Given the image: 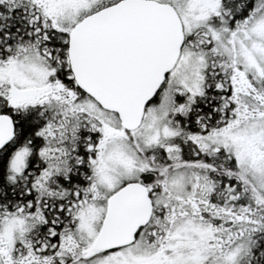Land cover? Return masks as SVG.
Wrapping results in <instances>:
<instances>
[{
	"label": "snow or ice",
	"instance_id": "snow-or-ice-1",
	"mask_svg": "<svg viewBox=\"0 0 264 264\" xmlns=\"http://www.w3.org/2000/svg\"><path fill=\"white\" fill-rule=\"evenodd\" d=\"M0 264H264V0H0Z\"/></svg>",
	"mask_w": 264,
	"mask_h": 264
}]
</instances>
